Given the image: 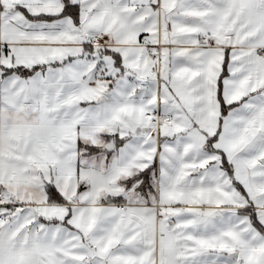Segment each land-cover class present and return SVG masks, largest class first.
Segmentation results:
<instances>
[{
  "label": "snow or ice",
  "instance_id": "1",
  "mask_svg": "<svg viewBox=\"0 0 264 264\" xmlns=\"http://www.w3.org/2000/svg\"><path fill=\"white\" fill-rule=\"evenodd\" d=\"M0 264H264V0H0Z\"/></svg>",
  "mask_w": 264,
  "mask_h": 264
}]
</instances>
